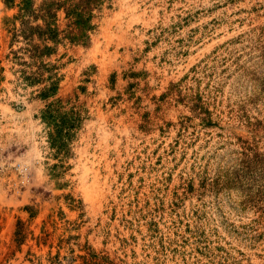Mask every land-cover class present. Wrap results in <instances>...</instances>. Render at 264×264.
<instances>
[{"label": "rangeland", "instance_id": "rangeland-1", "mask_svg": "<svg viewBox=\"0 0 264 264\" xmlns=\"http://www.w3.org/2000/svg\"><path fill=\"white\" fill-rule=\"evenodd\" d=\"M48 3L0 0V264H264V0H101L78 41L59 7L26 49Z\"/></svg>", "mask_w": 264, "mask_h": 264}, {"label": "trees", "instance_id": "trees-1", "mask_svg": "<svg viewBox=\"0 0 264 264\" xmlns=\"http://www.w3.org/2000/svg\"><path fill=\"white\" fill-rule=\"evenodd\" d=\"M100 1L101 0H49V3L45 4L44 14L48 16L47 18L52 17V15L54 16V10L62 7L65 13L64 15L67 18L63 33L69 40L78 41L83 36L85 29L89 26L91 9ZM50 19L52 20V18H49L42 26L38 24L21 26L20 31L27 42L26 49L37 46L31 42V35L34 31H36L38 35L55 34L57 26L54 24L51 25L52 21ZM19 222L20 221H18V223ZM18 232L17 229L16 234ZM78 257L80 261L72 264H114L111 263V260L108 259L107 256H98L94 252L80 254Z\"/></svg>", "mask_w": 264, "mask_h": 264}]
</instances>
